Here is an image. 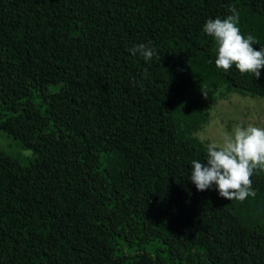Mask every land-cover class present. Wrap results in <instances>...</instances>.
Instances as JSON below:
<instances>
[{"label": "trees", "instance_id": "16d2710c", "mask_svg": "<svg viewBox=\"0 0 264 264\" xmlns=\"http://www.w3.org/2000/svg\"><path fill=\"white\" fill-rule=\"evenodd\" d=\"M233 5L259 50L264 0H0V129L34 153L0 150V264H264V170L197 190L203 96L175 110L189 79L264 97L202 30Z\"/></svg>", "mask_w": 264, "mask_h": 264}, {"label": "clouds", "instance_id": "9594fccd", "mask_svg": "<svg viewBox=\"0 0 264 264\" xmlns=\"http://www.w3.org/2000/svg\"><path fill=\"white\" fill-rule=\"evenodd\" d=\"M232 13L224 18H209L202 26L208 36L214 37L217 45L215 65L225 71L235 65L241 74L260 77L264 67V46L259 50L253 44L259 43L251 34L246 37L239 27V12L233 5ZM150 44V42H149ZM149 44H134L129 51L139 53L145 61L156 55V50ZM210 90L202 85V93L207 98ZM206 163L193 159L191 161L190 179L197 190L210 188L215 182L218 193L228 200L243 202L249 196H255L252 188L254 170H264V128L254 125L238 126L223 144L210 143L206 150Z\"/></svg>", "mask_w": 264, "mask_h": 264}, {"label": "rangeland", "instance_id": "374dc122", "mask_svg": "<svg viewBox=\"0 0 264 264\" xmlns=\"http://www.w3.org/2000/svg\"><path fill=\"white\" fill-rule=\"evenodd\" d=\"M179 78V74L177 75ZM180 79H183L180 78ZM178 81V80H177ZM210 90L207 98L202 93V85ZM203 96L204 105L200 110L198 126L192 131L200 140L223 144L225 139L234 133L238 126L254 125L264 128V97L261 95L226 90L222 85H207L202 79H189L185 95L176 102V112L181 114L187 109V101L195 94ZM0 150L14 157L23 164L31 159L34 153L24 147L16 138L0 129ZM144 264H147L144 262Z\"/></svg>", "mask_w": 264, "mask_h": 264}]
</instances>
